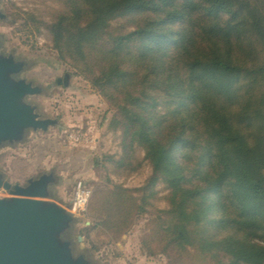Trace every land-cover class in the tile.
Returning <instances> with one entry per match:
<instances>
[{
    "label": "trees",
    "instance_id": "1",
    "mask_svg": "<svg viewBox=\"0 0 264 264\" xmlns=\"http://www.w3.org/2000/svg\"><path fill=\"white\" fill-rule=\"evenodd\" d=\"M46 2L27 13L7 4L13 26L46 39L57 61L101 98L113 114L107 134L119 142L117 155L93 160L105 178L94 183L87 215L113 244L145 218L146 258L202 264L197 0ZM145 169L139 189L111 180Z\"/></svg>",
    "mask_w": 264,
    "mask_h": 264
},
{
    "label": "rangeland",
    "instance_id": "2",
    "mask_svg": "<svg viewBox=\"0 0 264 264\" xmlns=\"http://www.w3.org/2000/svg\"><path fill=\"white\" fill-rule=\"evenodd\" d=\"M3 11L8 23H0V36L5 39V51H17L20 57L38 59L40 64L28 75L29 81L37 84H48L51 87L47 97L36 98L34 103L41 107L42 114L49 119H58L64 131L85 128L94 137L96 144L91 147H74L64 143L61 132L51 130L47 135L32 138L23 148L8 151L0 156V168L5 171L8 180L13 184L24 185L26 181L42 173L54 171L61 185L57 190L56 199L62 206L71 207L75 190L86 189L92 192L94 183L104 180L101 172L93 169V160L103 155H117L119 142L112 133L107 134V126L113 116L94 94L90 87L72 76L70 70L57 61L49 43L43 37L26 36L18 33V27L13 26L7 11V4H12L24 13L45 9L51 6L46 0H2ZM70 77L69 87L56 85L57 80ZM63 131V132H64ZM149 169L139 176L127 181L111 178L115 183L123 184L128 189H139L149 177ZM163 190L162 186L157 188ZM164 195H160V198ZM157 206L165 209V204ZM88 208V207H87ZM78 217V216H77ZM81 221L74 233L84 241V248L92 255V260L98 264H167L161 257L148 259L140 247V240L145 234L146 219H140L131 233L120 243H110V238L96 226L95 221L86 212L78 217ZM76 242V241H75ZM99 252L95 254L93 248ZM77 249V248H76Z\"/></svg>",
    "mask_w": 264,
    "mask_h": 264
},
{
    "label": "water",
    "instance_id": "3",
    "mask_svg": "<svg viewBox=\"0 0 264 264\" xmlns=\"http://www.w3.org/2000/svg\"><path fill=\"white\" fill-rule=\"evenodd\" d=\"M2 7L0 0V23H8ZM39 64L15 50L5 51L0 36V156L27 146L34 137L64 129L33 102L49 94L48 88L27 79ZM60 185L54 171L24 185L13 184L0 168V264H98L82 238L77 253L73 236L81 221L72 207L57 201Z\"/></svg>",
    "mask_w": 264,
    "mask_h": 264
},
{
    "label": "built area",
    "instance_id": "4",
    "mask_svg": "<svg viewBox=\"0 0 264 264\" xmlns=\"http://www.w3.org/2000/svg\"><path fill=\"white\" fill-rule=\"evenodd\" d=\"M62 140L67 141L69 144L74 147H91L96 144V140L92 137L91 134L87 131L86 133L82 132H62ZM91 198V191L86 189H77L74 192L71 207L74 211L75 216H82L87 209Z\"/></svg>",
    "mask_w": 264,
    "mask_h": 264
},
{
    "label": "flooded vegetation",
    "instance_id": "5",
    "mask_svg": "<svg viewBox=\"0 0 264 264\" xmlns=\"http://www.w3.org/2000/svg\"><path fill=\"white\" fill-rule=\"evenodd\" d=\"M66 79H67V81H66ZM70 77L67 75V76H65L62 80H57L56 81V85L57 86H61L62 84L64 85V87L65 88H67V87H69V84H70ZM44 87H46V88H48L49 89V91L51 90V87L50 86H48V84H44L43 85ZM64 131V130H63ZM62 131V132H63ZM61 132V133H62ZM81 237L79 236V237H76L75 238V241H76V250H77V253L79 254L81 251H80V247H81V245L79 244V239H80ZM84 245V244H83ZM82 245V246H83ZM86 250V249H85Z\"/></svg>",
    "mask_w": 264,
    "mask_h": 264
},
{
    "label": "crops",
    "instance_id": "6",
    "mask_svg": "<svg viewBox=\"0 0 264 264\" xmlns=\"http://www.w3.org/2000/svg\"><path fill=\"white\" fill-rule=\"evenodd\" d=\"M101 102H102V100H101ZM58 120V119H57ZM60 133V132H59Z\"/></svg>",
    "mask_w": 264,
    "mask_h": 264
}]
</instances>
